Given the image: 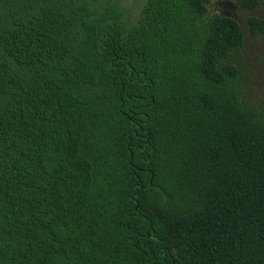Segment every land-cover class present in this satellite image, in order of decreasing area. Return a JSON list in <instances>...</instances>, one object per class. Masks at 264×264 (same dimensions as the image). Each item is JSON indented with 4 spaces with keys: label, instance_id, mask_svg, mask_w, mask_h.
<instances>
[{
    "label": "trees",
    "instance_id": "16d2710c",
    "mask_svg": "<svg viewBox=\"0 0 264 264\" xmlns=\"http://www.w3.org/2000/svg\"><path fill=\"white\" fill-rule=\"evenodd\" d=\"M237 8L0 0V264H264V0Z\"/></svg>",
    "mask_w": 264,
    "mask_h": 264
},
{
    "label": "rangeland",
    "instance_id": "374dc122",
    "mask_svg": "<svg viewBox=\"0 0 264 264\" xmlns=\"http://www.w3.org/2000/svg\"><path fill=\"white\" fill-rule=\"evenodd\" d=\"M209 8L214 13H221L224 15H227L230 13V16L235 17L243 24L245 22L246 18L244 17L245 12H242L240 9L237 8V0H205ZM142 0H121V3L126 10V15L129 18H132L134 16L135 10L140 4ZM255 44L252 46L250 45V49L248 48V51L250 54H252V58L257 59L253 53L256 52L255 50ZM259 51H264V46H258L257 48ZM258 70L262 71V66L260 65L257 67Z\"/></svg>",
    "mask_w": 264,
    "mask_h": 264
},
{
    "label": "flooded vegetation",
    "instance_id": "af4514ba",
    "mask_svg": "<svg viewBox=\"0 0 264 264\" xmlns=\"http://www.w3.org/2000/svg\"><path fill=\"white\" fill-rule=\"evenodd\" d=\"M227 15H230V13H228Z\"/></svg>",
    "mask_w": 264,
    "mask_h": 264
}]
</instances>
